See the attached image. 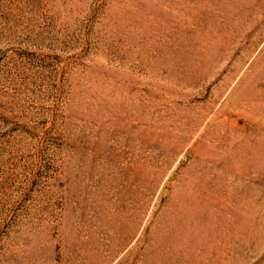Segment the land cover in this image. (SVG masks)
Listing matches in <instances>:
<instances>
[{"label": "rangeland", "instance_id": "1", "mask_svg": "<svg viewBox=\"0 0 264 264\" xmlns=\"http://www.w3.org/2000/svg\"><path fill=\"white\" fill-rule=\"evenodd\" d=\"M0 264H264V0H0Z\"/></svg>", "mask_w": 264, "mask_h": 264}]
</instances>
